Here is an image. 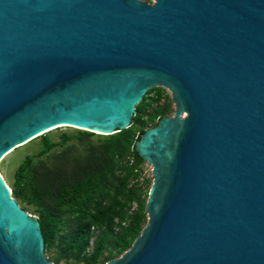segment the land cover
Masks as SVG:
<instances>
[{
    "label": "water",
    "instance_id": "95a60500",
    "mask_svg": "<svg viewBox=\"0 0 264 264\" xmlns=\"http://www.w3.org/2000/svg\"><path fill=\"white\" fill-rule=\"evenodd\" d=\"M154 88L176 111L134 147L148 225L107 264H264V0H0V161L62 126L129 129ZM46 251L0 172V264Z\"/></svg>",
    "mask_w": 264,
    "mask_h": 264
},
{
    "label": "trees",
    "instance_id": "16d2710c",
    "mask_svg": "<svg viewBox=\"0 0 264 264\" xmlns=\"http://www.w3.org/2000/svg\"><path fill=\"white\" fill-rule=\"evenodd\" d=\"M155 89L159 91L156 100L160 99L163 88L150 90L137 106L132 127L90 145L84 155L72 157L67 149L56 156L53 167L43 161L35 164L32 157L18 167L13 194L36 208L46 250L56 247L57 241L62 257L100 264L106 252L110 260L112 253L123 254L132 247L147 217L141 190L128 186L144 163L134 147L146 127L157 126V119L169 108L155 109L144 119L147 97ZM87 133L80 132V136ZM71 138L65 136L64 142ZM43 140L40 156L58 146L48 137ZM133 203H138V208L129 214Z\"/></svg>",
    "mask_w": 264,
    "mask_h": 264
},
{
    "label": "rangeland",
    "instance_id": "374dc122",
    "mask_svg": "<svg viewBox=\"0 0 264 264\" xmlns=\"http://www.w3.org/2000/svg\"><path fill=\"white\" fill-rule=\"evenodd\" d=\"M149 3H153V0H144ZM159 93L158 89H155L151 94L148 95V99L146 100L147 108L144 110V119H147L150 114L155 109H159L163 106H169L168 112L165 116L173 117L176 111V106L172 101V94L169 90L163 88L160 92L161 97L159 100H156V96ZM159 121V119H157ZM152 128V126H147V129ZM80 132L82 130L71 128V127H63L51 131L32 142L28 143L27 145L22 146L21 148L15 150L11 153L8 157H6L0 163V171L4 176L5 180L7 181L8 185L11 187L13 191L17 189L16 183V171L18 167L25 161L26 158L32 157L34 163L36 164L38 161L45 162L48 166L53 167L56 162V156L64 151L69 149L70 154L72 157L84 155L88 149V147L92 144H98L100 140H104L108 138V136H104L102 134H94L87 133L88 135L85 137L80 136ZM87 132V131H85ZM65 136H71L72 138L67 142H64ZM48 137L51 142L58 143V146L51 150L47 155L40 156L39 152L43 149V138ZM137 177L133 176L129 180V188L132 186H138L141 190V199L148 201L149 194L152 188V184L154 181L153 176V167L144 161L137 169H136ZM14 196V194H13ZM15 197V196H14ZM16 199V198H15ZM19 205L27 211L29 214L33 216L39 217V214L35 211V207L28 205L26 201L16 199ZM138 208V203H133L131 207V211L129 214H132ZM146 220L142 226V230L140 235L142 234L143 230L147 227L149 221V215L146 213ZM127 226V224H125ZM139 235V236H140ZM138 236V237H139ZM94 239H92V242ZM58 242L56 241V247H53L46 251V256L53 264H87L83 260H76V259H67L61 256L60 251L57 248ZM128 251V250H127ZM126 251V252H127ZM92 252V249L87 251L88 254ZM126 252L123 254L112 253L111 259L108 260L106 257L109 255V252H106L105 255L102 257V262L100 264H107L106 261H112L121 258ZM106 260V261H105Z\"/></svg>",
    "mask_w": 264,
    "mask_h": 264
},
{
    "label": "bare ground",
    "instance_id": "6f19581e",
    "mask_svg": "<svg viewBox=\"0 0 264 264\" xmlns=\"http://www.w3.org/2000/svg\"><path fill=\"white\" fill-rule=\"evenodd\" d=\"M185 116V115H184ZM63 127H66V126H62V127H60V128H63ZM52 131H54V130H52ZM37 139V138H36ZM35 140V139H34ZM33 141V140H32ZM32 141H29L28 143H30V142H32ZM28 143H26V144H24V145H27ZM24 145H20V146H18L15 150H17V149H19V148H21L22 146H24ZM15 150H13V152L15 151ZM13 152H10L8 155H6L5 157H4V159L6 158V157H8L11 153H13ZM3 159V160H4ZM3 160H1L0 161V163L3 161ZM1 172V171H0Z\"/></svg>",
    "mask_w": 264,
    "mask_h": 264
}]
</instances>
